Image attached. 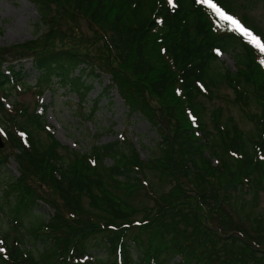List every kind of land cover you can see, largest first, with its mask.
Listing matches in <instances>:
<instances>
[{"label": "trees", "instance_id": "16d2710c", "mask_svg": "<svg viewBox=\"0 0 264 264\" xmlns=\"http://www.w3.org/2000/svg\"><path fill=\"white\" fill-rule=\"evenodd\" d=\"M29 1L47 30L12 48L31 56L39 110L20 109V122L0 120L10 147L0 149V169L11 155L19 172L1 191L0 212L25 228L7 247L1 242L0 264H264V51L246 32L263 45L264 36L246 14L235 16L237 0L211 2L245 33L199 0ZM74 17L87 21L91 36L81 34ZM63 22L84 40L61 31ZM228 51L233 66L222 67L220 55ZM3 54L6 112L5 100L25 82ZM103 72L110 78L99 96L115 89L128 113L158 133L145 158L117 140L81 152L50 132L40 86L57 76L85 105L92 79ZM221 85L253 124L249 135L232 116L223 119L220 106L209 113L211 128L204 120L202 99L216 98ZM147 170L170 186H148L152 203H136ZM40 203L52 209L46 218Z\"/></svg>", "mask_w": 264, "mask_h": 264}, {"label": "rangeland", "instance_id": "374dc122", "mask_svg": "<svg viewBox=\"0 0 264 264\" xmlns=\"http://www.w3.org/2000/svg\"><path fill=\"white\" fill-rule=\"evenodd\" d=\"M199 2L205 3V0H199ZM233 12L235 16L246 14L251 19L252 23H249L257 25L259 28H256L260 29L259 31L264 36V0H237ZM73 21L84 37L92 35V30L85 19L74 17ZM62 24L63 26H60V29L67 36L75 40L78 38L84 40L80 34L73 32L71 29L68 30L66 23L63 22ZM70 26L74 27V24L72 23L68 27L70 28ZM46 30L43 21H40L36 6L31 1L0 0V49L5 50L3 55L10 58L15 65V69L21 71L25 82V85L12 89L11 96L5 100L4 105L7 110L5 109L6 112L4 110L0 111L1 121L12 117L20 122L24 119L20 109L26 110L27 112H23L25 114L39 110L36 108L37 93L40 90L38 88L39 80H37V71L32 65L31 56L28 54L24 57L14 53L16 50L12 46L26 44L41 33H45ZM250 33L251 36L246 34L247 39L257 47L262 46L263 43L260 38L251 31ZM58 34L62 35L60 32ZM257 40L259 46L256 43ZM80 48L88 49L92 55L98 53L95 49L88 48L86 45H80ZM16 57L17 60H15ZM219 59L222 61V67L233 66L231 51L221 54ZM109 78L110 75L103 72L96 80L92 79V88L88 92L87 104L85 105L79 102L68 84H61L57 76L50 77L49 84L43 83L40 86L43 91L40 94L39 103L46 106L44 117L50 132L61 144L81 152L89 151L92 145H102L117 140L126 144H133L140 156L145 158L153 144L159 140L158 133L141 115L128 113L127 107L119 98L115 89L99 96L102 88L109 82ZM217 94L218 96L212 100L202 99L206 107L204 120L208 127H212L209 119L211 109L220 106L223 109V119L232 116L245 134L249 135L254 126L244 118L239 109L232 103V91L225 85H221ZM95 101H97L95 112L92 109L88 111L87 107ZM4 125L0 122V133L5 132ZM40 135L45 138L46 132L40 131ZM123 137L124 139H122ZM3 140L5 141V137ZM1 149L5 153L9 152L10 147L6 141ZM106 162H109V160H106ZM18 173L16 161L10 155L6 164L0 169V195L2 189L6 187V181L17 177ZM145 181V189L140 190L134 198L136 203H152L147 195L148 186L154 191L166 190L170 186L169 182H161L158 175L149 170L145 172ZM40 205L41 208L37 211L41 212L45 218L48 217L52 212L51 207L43 203H40ZM259 208L264 209V197H261ZM36 215L33 214V217H36ZM24 231V222L23 225L22 223L15 224V221L5 211L0 212V238L4 239V241L0 240V244L4 243L1 245L2 248H4L3 246L7 247L8 244L15 241L14 239H19L20 234ZM26 242L28 240L24 239L23 244L27 248ZM90 252L94 253L92 249H90ZM96 253L100 254L98 251Z\"/></svg>", "mask_w": 264, "mask_h": 264}, {"label": "snow or ice", "instance_id": "6c2138e0", "mask_svg": "<svg viewBox=\"0 0 264 264\" xmlns=\"http://www.w3.org/2000/svg\"><path fill=\"white\" fill-rule=\"evenodd\" d=\"M213 7H214V5H213ZM217 11H219V10L217 9ZM228 19L231 20L230 17H228ZM231 22H232V24H233L235 27L240 28L241 31H245L244 29L241 28V26L239 25V23H238L237 21H235V20H231ZM246 34L249 35V36L252 35L250 32H246ZM253 39L255 40L254 37H253ZM256 43H257L258 46H259V41H258V40L256 41ZM260 47H261V50L264 51V46H260Z\"/></svg>", "mask_w": 264, "mask_h": 264}, {"label": "water", "instance_id": "95a60500", "mask_svg": "<svg viewBox=\"0 0 264 264\" xmlns=\"http://www.w3.org/2000/svg\"><path fill=\"white\" fill-rule=\"evenodd\" d=\"M3 146H4V141H3L1 134H0V148H3Z\"/></svg>", "mask_w": 264, "mask_h": 264}]
</instances>
